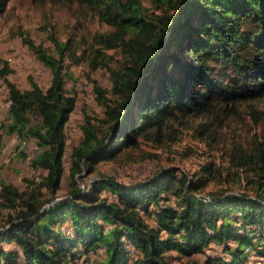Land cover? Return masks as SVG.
<instances>
[{"label": "trees", "instance_id": "obj_1", "mask_svg": "<svg viewBox=\"0 0 264 264\" xmlns=\"http://www.w3.org/2000/svg\"><path fill=\"white\" fill-rule=\"evenodd\" d=\"M77 1L109 26L93 36L92 65H108L110 49L120 48L123 58L109 66L110 89L95 87L104 116L84 111L83 138L70 152L69 187L58 199L65 125L77 102L65 87L64 61L80 44L54 37L50 52L24 38L52 69V81L42 88L32 79L22 89L6 80L3 127L21 141L36 140L32 166L45 172L40 180L27 178L24 189L0 178V208L9 209L0 229V264H89L100 250L105 256L96 264H170L168 250L191 264H248L251 254L264 261V146L232 154L242 171L259 175L255 195L203 192L206 177L177 168L129 184L106 175L87 190L80 182L125 148L171 138L190 117L218 116L264 98V0ZM10 71L6 65L1 75ZM213 243L221 253L206 251Z\"/></svg>", "mask_w": 264, "mask_h": 264}, {"label": "rangeland", "instance_id": "obj_2", "mask_svg": "<svg viewBox=\"0 0 264 264\" xmlns=\"http://www.w3.org/2000/svg\"><path fill=\"white\" fill-rule=\"evenodd\" d=\"M3 2L4 10L0 13V178L5 182L24 189L27 178L40 180L45 172L32 166L31 160L38 149L36 140L29 138L21 141L17 134H8L3 127L7 122L10 104L6 80L22 89L30 87L32 79L42 88H46L52 81V69L40 60L24 38L43 45L50 52L56 51L54 37L62 41L71 38L80 44L75 55H68L64 61L67 73L65 87L68 92L76 94L77 102L65 125V170L58 191L59 198H62L70 182V152L83 138L84 111L87 110L95 118H103V105L97 98L95 87L110 89L109 66H115L122 60V50H106L104 58L108 65H92L89 52L93 36L108 30L109 26L98 19L94 10L77 0ZM144 2L150 5L148 1ZM6 65L11 71L2 76L1 70ZM172 135L174 137L164 141L142 140L138 147L125 148L116 157L99 161L97 170L84 175L80 182L86 186L100 175H106L129 184L153 176L160 170L177 168L190 177H206L203 192L225 190L226 193L245 191L256 194L255 180L259 175L251 169L242 171V168L235 165L232 154L255 149L257 145L264 146V98L236 104L218 116L190 117L176 125ZM21 147L26 155L21 153ZM261 180L263 186L264 178ZM261 192L264 195V189ZM102 193L113 196L108 189ZM8 212V208H0V229L5 224ZM147 218L154 222L152 216ZM206 251L219 254L222 247L213 243V247ZM166 254L170 264H191L188 257L173 250H168ZM104 256L102 250L97 254L92 253L89 264H96ZM197 258L202 260L204 254L199 253ZM249 259L251 261L248 264H264L262 259L253 254Z\"/></svg>", "mask_w": 264, "mask_h": 264}, {"label": "water", "instance_id": "obj_3", "mask_svg": "<svg viewBox=\"0 0 264 264\" xmlns=\"http://www.w3.org/2000/svg\"><path fill=\"white\" fill-rule=\"evenodd\" d=\"M158 59H159V56H156V58L154 59V62H153V66L156 64V62L158 61ZM60 198H58V199H60Z\"/></svg>", "mask_w": 264, "mask_h": 264}, {"label": "built area", "instance_id": "obj_4", "mask_svg": "<svg viewBox=\"0 0 264 264\" xmlns=\"http://www.w3.org/2000/svg\"><path fill=\"white\" fill-rule=\"evenodd\" d=\"M83 189L87 188V186H82Z\"/></svg>", "mask_w": 264, "mask_h": 264}, {"label": "bare ground", "instance_id": "obj_5", "mask_svg": "<svg viewBox=\"0 0 264 264\" xmlns=\"http://www.w3.org/2000/svg\"><path fill=\"white\" fill-rule=\"evenodd\" d=\"M82 186H85V185H82Z\"/></svg>", "mask_w": 264, "mask_h": 264}]
</instances>
